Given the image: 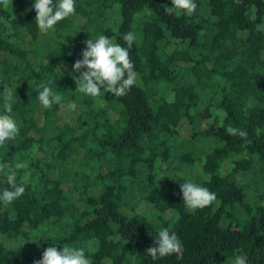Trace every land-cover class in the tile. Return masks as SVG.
I'll return each instance as SVG.
<instances>
[{"label": "trees", "instance_id": "trees-1", "mask_svg": "<svg viewBox=\"0 0 264 264\" xmlns=\"http://www.w3.org/2000/svg\"><path fill=\"white\" fill-rule=\"evenodd\" d=\"M194 2L187 15L168 14L171 0H75L47 33L34 0L0 5V115L8 90L19 127L0 146V196L8 172L28 164L17 170L23 196L0 200V264H34L50 246L84 248L92 264H264V0ZM128 32L130 92L76 91L85 41L127 47ZM41 83L59 104L42 106ZM189 181L216 200L189 211ZM163 228L182 259L148 255Z\"/></svg>", "mask_w": 264, "mask_h": 264}, {"label": "clouds", "instance_id": "clouds-1", "mask_svg": "<svg viewBox=\"0 0 264 264\" xmlns=\"http://www.w3.org/2000/svg\"><path fill=\"white\" fill-rule=\"evenodd\" d=\"M172 7L165 8L168 14L174 10L192 15L197 8L194 0H171ZM10 0H0V5L9 7ZM12 4V0H11ZM33 8L36 12L35 22L42 33L54 30L58 22L69 18L75 14V0H34ZM123 40L127 47L113 42L105 35L101 34L97 39L85 41L86 48L82 51L83 59L77 60L73 66V71L79 73V77L74 80L77 84L76 91L90 97H100L103 92L111 93L117 97L126 96L131 88L136 84L138 73L134 70V63L129 55V49L136 41V35L128 32L123 35ZM50 84V82H49ZM49 84L41 83L37 99L45 109L51 108L53 104H59L62 97L52 91ZM4 110L7 114L0 115V146L6 141L15 140L19 127L12 118V93L8 90L4 92ZM71 110L76 109V104H69ZM227 132L231 136H238L245 141L248 139L246 130L229 127ZM28 167L27 162H17L13 170L7 174V183L10 186L4 189L0 200L5 206L11 205L14 201L23 196L25 187L16 183L17 170ZM184 205L189 211L203 209L216 200V194L207 188L201 187L193 182H185L180 185ZM148 255L155 261L172 254H177L178 259H182V245L178 236L169 229L163 228L155 239V246L147 249ZM34 264H92L86 256L84 248L64 246L62 251L50 246L44 252L42 259ZM234 264H246L244 258L237 256Z\"/></svg>", "mask_w": 264, "mask_h": 264}, {"label": "rangeland", "instance_id": "rangeland-1", "mask_svg": "<svg viewBox=\"0 0 264 264\" xmlns=\"http://www.w3.org/2000/svg\"><path fill=\"white\" fill-rule=\"evenodd\" d=\"M108 28H109V26H108ZM179 131H180V134H182L183 136H185V137L189 136V127L186 124H181V126L179 127ZM261 200L262 201L259 200L258 203L262 207H264V198Z\"/></svg>", "mask_w": 264, "mask_h": 264}]
</instances>
